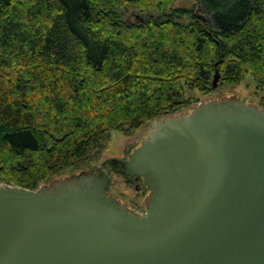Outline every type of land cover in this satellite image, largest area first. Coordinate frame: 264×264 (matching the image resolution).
Listing matches in <instances>:
<instances>
[{
    "label": "trees",
    "instance_id": "trees-1",
    "mask_svg": "<svg viewBox=\"0 0 264 264\" xmlns=\"http://www.w3.org/2000/svg\"><path fill=\"white\" fill-rule=\"evenodd\" d=\"M0 0V183L36 190L251 75L263 93L264 0ZM132 6L141 15H125Z\"/></svg>",
    "mask_w": 264,
    "mask_h": 264
},
{
    "label": "water",
    "instance_id": "water-1",
    "mask_svg": "<svg viewBox=\"0 0 264 264\" xmlns=\"http://www.w3.org/2000/svg\"><path fill=\"white\" fill-rule=\"evenodd\" d=\"M120 162L150 191L145 214L94 170L0 183V264H264L263 108L233 97L157 119Z\"/></svg>",
    "mask_w": 264,
    "mask_h": 264
},
{
    "label": "rangeland",
    "instance_id": "rangeland-1",
    "mask_svg": "<svg viewBox=\"0 0 264 264\" xmlns=\"http://www.w3.org/2000/svg\"><path fill=\"white\" fill-rule=\"evenodd\" d=\"M174 6L189 8L192 9L193 11H195V9L197 11L199 10L198 0H174ZM141 13L142 12L139 9L129 6V8L126 9L125 15L133 19L135 15L138 16L141 15ZM186 95L194 96L198 98L199 101L196 102V104L193 105L189 110L181 111L178 114H183L185 112L191 111L195 106L203 103H207L210 101H219L233 97L239 98L247 103H251L262 108L260 102L263 97V93L261 91H258V89L256 88V84L253 81V77L251 75L245 77L236 86H227V85L217 86L216 90L208 95L202 94L198 90H190V89H187ZM151 124L137 129L130 135H126L119 131H113L110 139L106 143V147L104 148L100 158L96 162L92 163L90 166L86 167L84 170H94L96 172L104 173L108 178H110L115 183V185L119 188V190L126 193V197L127 196L132 197L135 193L134 189L127 184L123 176L111 172L106 162L112 158H119L130 155L132 151L142 143L143 138L146 136V131L148 128L151 127ZM81 171L83 170H80L76 173H79ZM70 175H73L72 172L66 171L64 174L58 176L55 179H61ZM53 180L44 183L42 185L49 184Z\"/></svg>",
    "mask_w": 264,
    "mask_h": 264
},
{
    "label": "flooded vegetation",
    "instance_id": "flooded-vegetation-1",
    "mask_svg": "<svg viewBox=\"0 0 264 264\" xmlns=\"http://www.w3.org/2000/svg\"><path fill=\"white\" fill-rule=\"evenodd\" d=\"M128 156L112 158L106 162L111 172L124 177L127 184L134 189V195L132 197L127 196L126 193L119 190L115 183L110 179L108 184V193L115 197L122 205H124L129 211L136 214H145L147 210L146 200L150 191L144 183V179L136 174L129 175L128 172H124V168L120 160L128 159ZM113 160V162H112Z\"/></svg>",
    "mask_w": 264,
    "mask_h": 264
}]
</instances>
